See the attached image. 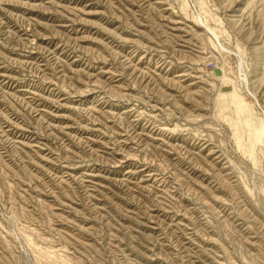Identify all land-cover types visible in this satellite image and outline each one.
Returning <instances> with one entry per match:
<instances>
[{"label":"rangeland","instance_id":"374dc122","mask_svg":"<svg viewBox=\"0 0 264 264\" xmlns=\"http://www.w3.org/2000/svg\"><path fill=\"white\" fill-rule=\"evenodd\" d=\"M0 264H264V0H0Z\"/></svg>","mask_w":264,"mask_h":264},{"label":"water","instance_id":"95a60500","mask_svg":"<svg viewBox=\"0 0 264 264\" xmlns=\"http://www.w3.org/2000/svg\"><path fill=\"white\" fill-rule=\"evenodd\" d=\"M215 73H216V75L220 74L219 71H216ZM221 91L222 92H227V89H222Z\"/></svg>","mask_w":264,"mask_h":264}]
</instances>
